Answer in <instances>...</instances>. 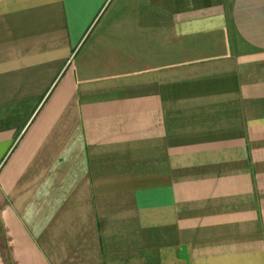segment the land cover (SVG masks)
<instances>
[{"label": "crops", "instance_id": "0c3cea01", "mask_svg": "<svg viewBox=\"0 0 264 264\" xmlns=\"http://www.w3.org/2000/svg\"><path fill=\"white\" fill-rule=\"evenodd\" d=\"M0 264H264V0H0Z\"/></svg>", "mask_w": 264, "mask_h": 264}]
</instances>
